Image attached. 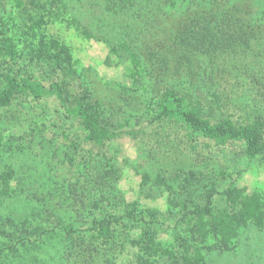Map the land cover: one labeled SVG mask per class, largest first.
I'll return each mask as SVG.
<instances>
[{"label":"rangeland","instance_id":"obj_1","mask_svg":"<svg viewBox=\"0 0 264 264\" xmlns=\"http://www.w3.org/2000/svg\"><path fill=\"white\" fill-rule=\"evenodd\" d=\"M239 29L247 40L228 46ZM51 40L72 58L73 97L111 131L148 127L170 92L212 123L264 116V0H0V90L57 81L30 56ZM167 133L98 147L51 97L0 108V264H264V154L198 137L193 152ZM204 208L217 218L199 227Z\"/></svg>","mask_w":264,"mask_h":264},{"label":"trees","instance_id":"obj_2","mask_svg":"<svg viewBox=\"0 0 264 264\" xmlns=\"http://www.w3.org/2000/svg\"><path fill=\"white\" fill-rule=\"evenodd\" d=\"M39 1H41L42 6L44 0ZM32 7L35 6L32 5ZM31 19L30 23H27L28 28L35 27L37 21H42L41 17L38 19L31 17ZM229 20L233 21V14L231 13H225L220 18V22L224 25H227ZM206 21L205 25L199 24L197 39L193 46L204 54H209L215 46L213 44L214 36L211 33L215 34L217 30L210 25L211 21L209 19ZM215 22L218 24L217 20ZM206 33L210 34L209 37ZM188 34L184 38L185 41ZM244 34L245 32L240 31V29L237 34L234 32L230 33L227 45H233L234 42H237L236 39L245 42L247 39ZM31 55L37 61L50 64L56 71L58 80L45 86L33 79L18 80L9 78L4 88L0 90V108L8 107L13 101L20 98L25 100L30 98L32 100H42L51 97L58 103L65 116L75 118L81 123L87 133L86 141L98 147L103 146L106 142L124 136L139 137L153 134L161 138L166 137L160 135L162 133L168 134L167 131L173 133V136H178L176 133L183 131V135L189 138L191 143L189 148L193 152L196 151L197 140L195 138L198 137L214 144L216 147L224 146L231 142H241L244 145V155L250 159L264 154V116L258 115L250 123L242 126H237L227 117L222 118L216 123H212L209 119L199 115L196 109L190 107L183 97L172 92L164 96L160 102L159 109L148 127L134 131H111L106 129L99 120L98 115L87 107L83 99L73 97L72 95L71 90L77 84L78 78L76 70L73 68L72 58L66 47L51 40L46 44L40 45L37 49H31ZM207 212H210V210L206 208L196 211V214L200 216L197 222L199 227L201 226L200 221L202 216ZM208 214L212 218H217L216 216H212L211 212ZM219 222L221 223L222 233L226 234L225 231L227 232V229L224 230L225 226H222L225 223L224 216L218 219ZM108 230L107 222H99L97 224V237L103 238L109 236ZM197 252L199 253V251ZM198 257H200V253Z\"/></svg>","mask_w":264,"mask_h":264}]
</instances>
